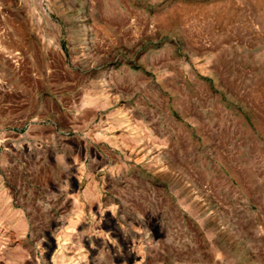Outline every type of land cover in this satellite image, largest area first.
Here are the masks:
<instances>
[{"label":"rangeland","instance_id":"rangeland-1","mask_svg":"<svg viewBox=\"0 0 264 264\" xmlns=\"http://www.w3.org/2000/svg\"><path fill=\"white\" fill-rule=\"evenodd\" d=\"M135 253L264 264V0H0V264Z\"/></svg>","mask_w":264,"mask_h":264},{"label":"bare ground","instance_id":"bare-ground-1","mask_svg":"<svg viewBox=\"0 0 264 264\" xmlns=\"http://www.w3.org/2000/svg\"><path fill=\"white\" fill-rule=\"evenodd\" d=\"M106 101L108 100V99H105ZM52 241V240H51ZM52 243V245H51V247H50V250H49V253H51L56 247H57V251H56V253L55 254H59L60 253V251H61V246H60V244L58 243V242H54V241H52L51 242ZM64 245V244H63ZM63 250V249H62ZM62 252V251H61ZM62 254V253H61ZM132 256H133V259H134V262H135V264H140L141 262L139 261V255L138 254H132ZM57 258H58V256H57ZM57 258L55 257L54 258V260H53V262H52V264H62V262L61 261H58L57 260ZM62 258V257H61ZM60 258V259H61ZM59 259V258H58ZM63 259V258H62ZM65 263V262H64Z\"/></svg>","mask_w":264,"mask_h":264}]
</instances>
